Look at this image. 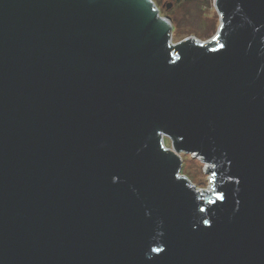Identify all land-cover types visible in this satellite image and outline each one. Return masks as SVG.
I'll return each mask as SVG.
<instances>
[{
  "label": "water",
  "instance_id": "1",
  "mask_svg": "<svg viewBox=\"0 0 264 264\" xmlns=\"http://www.w3.org/2000/svg\"><path fill=\"white\" fill-rule=\"evenodd\" d=\"M213 1L0 0V264H264V0Z\"/></svg>",
  "mask_w": 264,
  "mask_h": 264
},
{
  "label": "rangeland",
  "instance_id": "2",
  "mask_svg": "<svg viewBox=\"0 0 264 264\" xmlns=\"http://www.w3.org/2000/svg\"><path fill=\"white\" fill-rule=\"evenodd\" d=\"M161 17H169L172 41L178 42L185 37L193 36L207 40L217 33L220 16L213 0H151ZM165 143L171 141L165 137ZM182 165L180 174L195 185L207 190L212 185L211 173L200 159L191 154L181 153Z\"/></svg>",
  "mask_w": 264,
  "mask_h": 264
},
{
  "label": "built area",
  "instance_id": "3",
  "mask_svg": "<svg viewBox=\"0 0 264 264\" xmlns=\"http://www.w3.org/2000/svg\"><path fill=\"white\" fill-rule=\"evenodd\" d=\"M160 16V15H159ZM171 43H174L173 41H172V35H171ZM165 137H163V144L166 146V147H170V145H167L166 143H165V139H164Z\"/></svg>",
  "mask_w": 264,
  "mask_h": 264
},
{
  "label": "snow or ice",
  "instance_id": "4",
  "mask_svg": "<svg viewBox=\"0 0 264 264\" xmlns=\"http://www.w3.org/2000/svg\"><path fill=\"white\" fill-rule=\"evenodd\" d=\"M205 223H207V221H205Z\"/></svg>",
  "mask_w": 264,
  "mask_h": 264
},
{
  "label": "bare ground",
  "instance_id": "5",
  "mask_svg": "<svg viewBox=\"0 0 264 264\" xmlns=\"http://www.w3.org/2000/svg\"><path fill=\"white\" fill-rule=\"evenodd\" d=\"M180 157H181V154H180Z\"/></svg>",
  "mask_w": 264,
  "mask_h": 264
}]
</instances>
